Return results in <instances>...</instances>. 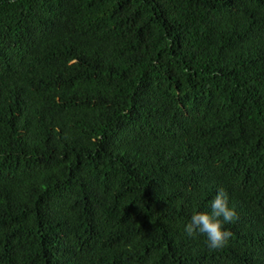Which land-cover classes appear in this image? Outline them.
Wrapping results in <instances>:
<instances>
[{"label": "trees", "instance_id": "16d2710c", "mask_svg": "<svg viewBox=\"0 0 264 264\" xmlns=\"http://www.w3.org/2000/svg\"><path fill=\"white\" fill-rule=\"evenodd\" d=\"M0 264H264V0H0Z\"/></svg>", "mask_w": 264, "mask_h": 264}, {"label": "clouds", "instance_id": "9594fccd", "mask_svg": "<svg viewBox=\"0 0 264 264\" xmlns=\"http://www.w3.org/2000/svg\"><path fill=\"white\" fill-rule=\"evenodd\" d=\"M237 219V212L229 204L227 191L220 187L207 205V210H195L183 225L184 234L190 238L204 237L210 250L225 247L231 236V231L225 227Z\"/></svg>", "mask_w": 264, "mask_h": 264}]
</instances>
